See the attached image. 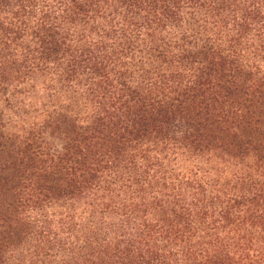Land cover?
Segmentation results:
<instances>
[{"label": "trees", "instance_id": "16d2710c", "mask_svg": "<svg viewBox=\"0 0 264 264\" xmlns=\"http://www.w3.org/2000/svg\"><path fill=\"white\" fill-rule=\"evenodd\" d=\"M0 264H264V0H0Z\"/></svg>", "mask_w": 264, "mask_h": 264}]
</instances>
